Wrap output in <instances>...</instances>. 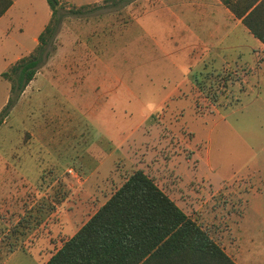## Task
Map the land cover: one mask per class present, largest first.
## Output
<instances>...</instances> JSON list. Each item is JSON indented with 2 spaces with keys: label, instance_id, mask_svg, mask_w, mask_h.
Masks as SVG:
<instances>
[{
  "label": "rangeland",
  "instance_id": "374dc122",
  "mask_svg": "<svg viewBox=\"0 0 264 264\" xmlns=\"http://www.w3.org/2000/svg\"><path fill=\"white\" fill-rule=\"evenodd\" d=\"M62 1L37 74L0 123V175L26 179L25 208L40 205L44 241L10 259L0 248V264H42L135 169L236 264H264V102H251L256 87L246 94L176 87L184 80L185 43L174 42L171 25L143 14L155 0ZM13 2L0 20V72L31 51L49 16L45 0ZM86 3L99 6L67 12ZM144 35L170 54L169 68L157 48L134 55ZM219 51L227 60L242 56L239 49ZM191 72L199 85L207 75L223 77L208 66ZM8 88L0 78V108ZM215 93L214 105L202 99ZM35 191L43 197L31 203Z\"/></svg>",
  "mask_w": 264,
  "mask_h": 264
},
{
  "label": "trees",
  "instance_id": "16d2710c",
  "mask_svg": "<svg viewBox=\"0 0 264 264\" xmlns=\"http://www.w3.org/2000/svg\"><path fill=\"white\" fill-rule=\"evenodd\" d=\"M123 6L135 0H102ZM264 45V0H218ZM12 0H0V16ZM49 17L35 47L0 78L9 84L0 123L34 77L45 46L57 31L62 0H45ZM93 3L71 5L80 15ZM7 249V251H11ZM42 264H236L141 169L133 170L109 197Z\"/></svg>",
  "mask_w": 264,
  "mask_h": 264
},
{
  "label": "crops",
  "instance_id": "0c3cea01",
  "mask_svg": "<svg viewBox=\"0 0 264 264\" xmlns=\"http://www.w3.org/2000/svg\"><path fill=\"white\" fill-rule=\"evenodd\" d=\"M13 3L12 0L8 9L0 16V20L8 15V10ZM151 4V8L143 14H151L158 17L157 20L163 26L166 23L171 25L175 32L174 42H177L176 40L179 39L185 43L182 49L185 53L186 64L179 69L184 80L188 78L189 81L186 83L184 80H181L176 87L184 85L185 89H193L195 91H203L204 89L212 91L218 89L233 90L232 88L235 87L236 90L238 89L241 93L246 94L252 91L251 86L253 84L257 92L253 94L251 102H264V45L252 36L241 22L232 16L224 5L218 0H155ZM236 31L246 39L245 42L242 43L236 36H233ZM139 39L138 43L140 47L138 45V50L134 51V55L136 54L139 57L140 49L146 52L158 49V52H162V48L154 36L144 35L139 36ZM34 41L36 45V37ZM220 49L229 51L239 49L242 55L240 58L242 59L239 58L238 62L235 60L232 61L231 59L227 60L220 53ZM158 52L154 53V56H157ZM169 55V53H163L161 58V64L168 68L171 66ZM21 56L23 55L16 56L15 59ZM134 57L135 62L138 60V57ZM10 64L12 62L6 68ZM137 65H140L139 61H137V64L134 63V67ZM204 66L219 71L223 74V77L220 76V79H217L212 75H207L203 85L196 84L193 80L194 78L189 77L192 74L191 69H202ZM70 71L73 72L75 70ZM220 82L222 86H220ZM176 87L173 89V93L178 92ZM213 95L215 96L214 98H209L207 95L201 96L203 97L202 99L209 100L210 105H214L215 101L213 99H216V93ZM5 169L7 170V167ZM0 176H2L0 179V244H2L0 248L7 250L12 247V250L8 252L9 254L6 257V259H10L17 252H21L24 249H38V242L44 241V236L40 231L42 227V215L40 205L38 204L32 209L33 211H31V204L29 208H25L27 192L20 188L26 182L23 176L18 179L22 183L15 182L17 180L16 177L10 175L9 172L7 175ZM15 183H18L19 187ZM33 193L34 197L31 194L33 200L31 203L37 200L39 201L43 197L42 193H38V195L36 191ZM50 208L52 211L51 214H53L55 204L52 203ZM12 216L15 219L11 222ZM28 220L30 221L32 232L28 229ZM54 229H57L55 231L56 234L59 231L58 227L56 226ZM50 232L49 234L51 235L52 230Z\"/></svg>",
  "mask_w": 264,
  "mask_h": 264
}]
</instances>
